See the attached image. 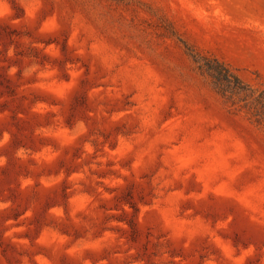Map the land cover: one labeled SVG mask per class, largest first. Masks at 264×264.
<instances>
[{"label":"rangeland","instance_id":"374dc122","mask_svg":"<svg viewBox=\"0 0 264 264\" xmlns=\"http://www.w3.org/2000/svg\"><path fill=\"white\" fill-rule=\"evenodd\" d=\"M262 91L264 0H0V264H264Z\"/></svg>","mask_w":264,"mask_h":264},{"label":"trees","instance_id":"16d2710c","mask_svg":"<svg viewBox=\"0 0 264 264\" xmlns=\"http://www.w3.org/2000/svg\"><path fill=\"white\" fill-rule=\"evenodd\" d=\"M194 61L199 62L196 59H194ZM199 68L208 73L209 77L212 80L214 89L222 97H226V93L228 91H232L235 88L239 90H249L246 89L244 85L240 83L239 79L232 75L229 70L225 68V66L216 59L206 60L204 65H199ZM231 84H235V88H229ZM259 97L264 100V91L260 93ZM257 122H262L264 124V113L263 117L260 120L257 119Z\"/></svg>","mask_w":264,"mask_h":264}]
</instances>
